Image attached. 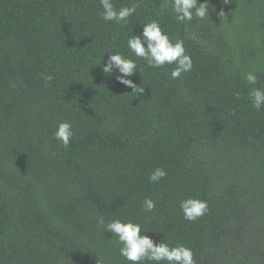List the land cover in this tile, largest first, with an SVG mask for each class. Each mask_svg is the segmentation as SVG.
Returning <instances> with one entry per match:
<instances>
[{"label": "trees", "instance_id": "trees-1", "mask_svg": "<svg viewBox=\"0 0 264 264\" xmlns=\"http://www.w3.org/2000/svg\"><path fill=\"white\" fill-rule=\"evenodd\" d=\"M199 2L209 16L181 23L166 0H113L136 5L117 24L99 0H0V264H131L105 230L115 219L195 264H264V108L249 95L264 89V0ZM152 20L193 61L178 79L128 48ZM109 53L137 62L143 92L102 71ZM189 197L208 203L195 221Z\"/></svg>", "mask_w": 264, "mask_h": 264}, {"label": "clouds", "instance_id": "clouds-1", "mask_svg": "<svg viewBox=\"0 0 264 264\" xmlns=\"http://www.w3.org/2000/svg\"><path fill=\"white\" fill-rule=\"evenodd\" d=\"M169 2L175 13V19L181 23L192 21L194 16L199 20L209 16L208 3H200L199 0H166L165 7ZM225 2L227 3V0ZM99 3L103 9L101 13L103 20L114 21L117 24L126 22L136 12L135 4L117 10L113 0H99ZM220 16L224 18L223 11L220 12ZM143 25L142 34L132 35L127 40L128 48L136 57L146 60L152 68L175 64L176 67L170 73L172 79H178L182 73L192 69L193 61L186 53L182 39L173 42L157 20ZM102 71L109 76L115 74L118 83L132 88L133 91L137 89L140 92L144 91L143 87L137 86L132 79H129L138 71L137 62L133 59L126 58L120 53H109ZM244 78L249 85H255L258 79L253 71L245 73ZM11 86L15 87V84ZM249 95L252 98V106L256 110L264 108V89L254 87ZM73 135L72 124L67 121L59 123L54 133L55 139L62 142L65 148L70 146ZM166 176L167 172L157 167L150 174L149 180L158 183ZM155 206V202L150 198H146L142 204L143 210L148 212L153 211ZM180 209L185 220L195 221L206 214L208 203L206 200L189 197L180 202ZM99 223L103 225L105 222L101 219ZM105 230L118 238V242L122 245L119 249L120 255L131 264H142L144 261L155 262V264H161V262L195 264L194 254L190 248L184 245L170 246L165 241L157 243L150 236L142 235L147 230L142 232V226L139 223L115 219L106 224Z\"/></svg>", "mask_w": 264, "mask_h": 264}]
</instances>
